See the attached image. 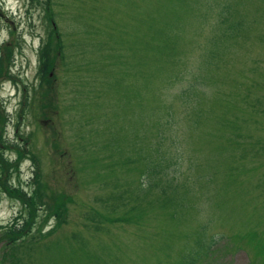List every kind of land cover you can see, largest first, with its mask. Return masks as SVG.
<instances>
[{"label": "rangeland", "instance_id": "rangeland-1", "mask_svg": "<svg viewBox=\"0 0 264 264\" xmlns=\"http://www.w3.org/2000/svg\"><path fill=\"white\" fill-rule=\"evenodd\" d=\"M5 49L0 174L43 198L0 188V264H264V0H0Z\"/></svg>", "mask_w": 264, "mask_h": 264}, {"label": "trees", "instance_id": "trees-1", "mask_svg": "<svg viewBox=\"0 0 264 264\" xmlns=\"http://www.w3.org/2000/svg\"><path fill=\"white\" fill-rule=\"evenodd\" d=\"M27 1H28V3L34 2V0H27ZM47 13H48L49 21L51 22V24L53 26V29H52L53 31L51 30L52 31L51 34L48 35V41L45 43V45L40 50L39 77L41 79L42 84L47 83L48 85H50L52 82V74H53V71H54L55 66H56L57 57H58V55H60V52L62 50L61 49L62 40H61V36L59 35V31H58L57 26H55V24H53V14H52L50 7L47 8ZM53 38L56 42V48L58 49V55L57 56H54L52 54V48H51V44L49 41V39H53ZM5 51H6V53H3V55L0 52V80H1V76H3L2 71L4 70V67L6 68V65H10L9 67L7 66V68L11 69L12 54H11V52H8L6 49H5ZM4 54H5V56H4ZM201 86L202 85L200 84L199 87H201ZM182 97H183V101L185 102L186 95L184 93H182ZM184 104L187 105L186 103H184ZM187 106H189V105H187ZM4 119H5V117L0 112V170H2L3 173H5V171L8 167L19 166L18 164L21 161L22 155H24V154H22L24 150L18 149L20 151V153H18L19 157L17 158V160L15 162H10L2 154L1 146L3 147L5 145V140L3 139L2 135H1V131H2L1 129L4 126V124H3ZM163 140H165L164 137H163ZM167 162H168V158L163 156V171L165 170V165H167L166 164ZM155 165L160 166V164L157 162ZM156 166H154V167H156ZM149 171L151 172L150 169H149ZM164 173L165 172H163V174ZM35 175L37 178V173H35ZM158 175H159V173L156 176H158ZM36 181L38 182V178L36 179ZM0 188L9 197L18 198L21 201H23L27 206L31 207L32 209L29 210L31 215L34 214L38 202H40L41 199L43 198V193L40 191V189L33 192V194H30V193L26 192L24 189H19L18 187L10 184L9 181L7 180V178L3 177V175H1V174H0ZM169 188L171 190L176 189V187H172V186H169ZM165 192H166V189H165ZM27 231H28V229L26 228L25 224L21 227H17V225H16V226H12L9 231L5 232V236L8 238L9 244H14L16 242L23 240L21 238H24V236H26ZM213 243H214V239H212V242L210 245H213ZM200 248L205 249L204 245H201ZM204 254L207 256L209 254L208 250L206 251V249H205V251L202 254H200L198 257H193L190 260L189 264H196V261H198V258L201 255L204 256Z\"/></svg>", "mask_w": 264, "mask_h": 264}]
</instances>
